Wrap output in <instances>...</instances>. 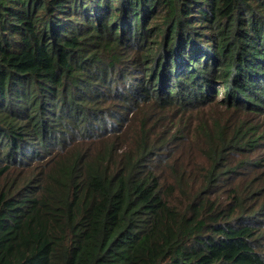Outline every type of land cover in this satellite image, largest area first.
<instances>
[{
	"label": "trees",
	"instance_id": "1",
	"mask_svg": "<svg viewBox=\"0 0 264 264\" xmlns=\"http://www.w3.org/2000/svg\"><path fill=\"white\" fill-rule=\"evenodd\" d=\"M0 264H264V0H0Z\"/></svg>",
	"mask_w": 264,
	"mask_h": 264
},
{
	"label": "rangeland",
	"instance_id": "2",
	"mask_svg": "<svg viewBox=\"0 0 264 264\" xmlns=\"http://www.w3.org/2000/svg\"><path fill=\"white\" fill-rule=\"evenodd\" d=\"M218 84L215 85V87H217L218 89L213 91V97L216 99V100H222L224 99V97H222V94H224L226 92V89L225 87H219V85L217 86Z\"/></svg>",
	"mask_w": 264,
	"mask_h": 264
}]
</instances>
